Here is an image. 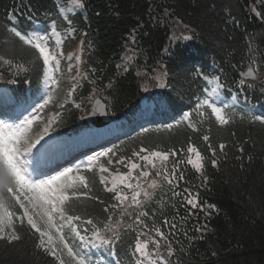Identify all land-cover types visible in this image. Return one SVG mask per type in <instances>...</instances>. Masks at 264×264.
Segmentation results:
<instances>
[{
    "label": "trees",
    "instance_id": "16d2710c",
    "mask_svg": "<svg viewBox=\"0 0 264 264\" xmlns=\"http://www.w3.org/2000/svg\"><path fill=\"white\" fill-rule=\"evenodd\" d=\"M82 3L83 7H75L72 0H0V57L4 58L0 60V78L4 82L33 86L43 72L38 53L17 41L10 30L12 26L26 32L38 23L54 24L66 35L60 47L63 56L57 78L59 93L41 116L42 120L47 115L55 117L50 133L61 135L84 122L89 103L96 96L106 105L111 118L129 114L144 96L162 99L172 109L185 104L193 114L189 127L142 131L102 160L110 171L120 167L119 163L125 164L126 171V165L138 157L133 152L141 148L175 153L180 169L172 187H162L136 215L122 217L121 225H116L118 212L106 204L112 194L104 188H88L85 198L90 199L71 202L67 207L72 210L70 215L91 219L101 230L109 224L112 232L105 234L111 236L114 232L116 237L111 249L104 247L124 264L133 263V246L146 241L149 249L155 247V253L167 264H264V123L230 111V122L219 126L209 115L201 116L203 110L198 108L204 79L210 77L245 101H264V3ZM62 10L70 12L63 15ZM69 56L74 65L71 70ZM195 62L204 68L192 69L190 64ZM250 67L257 73L256 79L243 81L241 75ZM162 78L165 86L162 92H155ZM46 121L39 124V130ZM190 125H195L196 130ZM205 135L208 141L203 140ZM220 143L226 145L223 152L219 150ZM209 145L216 149V156ZM189 146H195L203 157L200 171L187 162L188 154L195 158L187 151ZM212 159H216V167L211 165ZM188 200L197 207H189ZM12 211L18 213L16 208ZM142 212H148V216H141L143 223H137L136 217ZM13 227L20 238L9 243L11 233L0 239V264H58L37 247V237L26 226L15 221ZM155 228H160L167 239L158 237ZM85 229L86 234H93L92 224ZM153 240H159V247Z\"/></svg>",
    "mask_w": 264,
    "mask_h": 264
},
{
    "label": "snow or ice",
    "instance_id": "6c2138e0",
    "mask_svg": "<svg viewBox=\"0 0 264 264\" xmlns=\"http://www.w3.org/2000/svg\"><path fill=\"white\" fill-rule=\"evenodd\" d=\"M259 2L264 3V0H259ZM72 4L75 7H83L82 0H72ZM257 14L260 15V13ZM10 30L25 45L31 46L39 53L40 58H42L43 65L47 68V71L45 72V83L47 84L50 81L51 84L55 85L57 80L53 73L57 71L59 67L60 60L58 57L63 56V52L61 51L57 53L51 50L48 43L50 39L49 34H26L22 33L15 27ZM51 35L56 37L60 36V33L56 30L55 26L51 29ZM185 39H188V37H185ZM56 43L59 44L60 40L57 39ZM3 59V57H0V60ZM68 59L71 60L72 57L69 56ZM76 59L79 61L80 57L77 56ZM4 63L10 64L11 61L4 60ZM69 70H71V65H69ZM245 75L252 76L253 69L250 67ZM158 86L161 88L165 86L162 79H160ZM218 87L212 88V94L217 93ZM50 100L51 95H48L47 98L43 99L42 103H37L34 107H32L31 112H29L28 115L23 116V118H18V122L7 123L5 121H0V210H2V214H0V239L4 238L2 234L5 231V224L12 226L13 217L16 216L12 209L18 205L19 208L24 211L22 216L16 217V219H18L22 224L23 218L26 217L27 223L31 225L36 232L40 233V239L37 245L38 248L48 251L49 255L54 257L59 264H67V261L64 259V250L67 252V257L74 261L75 264H90L86 255L74 251L73 248L69 246L61 231L62 226H57L53 223V213L58 214L59 219L65 220V213L62 205L69 199L67 189L72 186V173H78L81 168L91 171L92 165L99 161L100 157H107L110 154L114 155V153L113 150L109 148L97 155L90 156L87 161L77 163L72 167H66L62 171H56L54 175L41 173L35 164L38 163L42 153L47 150L49 142L45 141V137L51 132L53 123L55 122V117L49 118L46 122H44V127L42 129H37L39 124L42 122L40 114L44 111ZM97 104L99 105V101H97ZM202 106H206L211 110V113L215 116L220 125H227L230 122V115L226 114L223 108L217 107L215 103L210 102L209 99H204L200 102V104H198V107ZM77 107H80V105H77ZM100 107L102 108L103 105H100ZM25 111H27V109H25ZM58 115L59 113L56 114V116ZM190 115V113H186L184 119H189ZM200 115L203 116L204 113L201 112ZM254 119L264 123V117L262 116H255ZM190 126L193 130H196L195 125ZM203 140L208 141L209 137L205 135L203 136ZM41 141H45V143L42 144ZM38 145L39 147H37ZM225 148L226 145L224 143L219 144V150L221 152H223ZM209 149L212 151V155L216 156V149L212 148L211 145H209ZM187 151L195 154V159L189 157L187 162L197 171H200L204 167L201 153L195 146H189ZM240 151L243 152V148H241ZM144 152H148V150L141 148L139 152H133V156H139L141 160L146 161L148 164H152L153 167H155V164L153 163V159H150V157L159 158L161 161H166L169 157V154L166 152L151 151L148 152L147 155H141V153ZM108 162L111 163V160ZM211 165L213 167L217 166L216 159L211 160ZM138 167L139 165L137 163H131L132 170H135ZM101 171H107V169L101 166ZM176 171L177 169L174 166L170 177L168 174L169 170L162 167L161 170L156 172V175H163L167 183L172 184V180L176 176ZM130 174L131 173H129V175ZM44 175H46V178H41ZM148 175L149 173L147 171L141 169L140 176L147 177ZM179 178L182 180L183 175L181 174ZM137 179H139V177ZM206 179L207 177H205V180ZM79 180L85 187H87L83 176H80ZM152 186H155V181H153ZM127 187L131 188L132 185L127 184ZM137 187H139V185H137ZM139 195V192L133 194L132 202L134 204H140V201L137 199ZM145 195L148 196L149 194L145 193ZM116 198L120 201V204H123L124 200L127 199L126 196L119 193ZM188 203L192 204L193 207H197V204L193 203L192 200H188ZM208 207L214 208L215 206L208 205ZM39 209H43L42 215L39 212ZM107 211L108 208H105V212ZM34 216H40L41 219H43L44 216L47 217V224L49 227L56 229L59 241L63 245V249H60L55 245L49 249L48 245L52 243L53 237L47 230L42 229L38 225ZM141 216H148V212L140 213L136 217L137 223H143L140 219ZM78 219H80L78 216L67 217V222L70 223L72 220ZM108 219L111 220L112 217H109ZM87 223L93 225V235L91 238L86 235H82L80 230L76 228L73 229L79 240L83 242V246L87 247V245L91 243L92 246L95 247V241H99L100 245L107 246L111 249L115 241L116 233L113 232L111 236L105 234L107 232H112L111 226L109 224H105L104 229L101 230L93 224L91 219H89ZM164 223L168 224L167 219L164 220ZM145 227H147V225H145ZM172 227H175V225H172ZM11 231L12 234L8 237L9 243L13 240H19L20 238L15 234L16 230L14 227L11 228ZM84 231L86 232L87 229ZM155 233L161 239H167L164 232L161 231L160 228H155ZM45 236L48 238V244L45 243ZM152 242L159 247V240H153ZM147 243V241L143 244L137 242L135 251L139 253L140 257L148 259L149 264H158L157 260H152L146 253L145 249L147 248ZM170 248L171 245L169 242V249ZM169 254L171 255V251ZM156 255L159 257L158 252ZM159 261L163 262V257H159ZM163 264H167V262H163Z\"/></svg>",
    "mask_w": 264,
    "mask_h": 264
},
{
    "label": "rangeland",
    "instance_id": "374dc122",
    "mask_svg": "<svg viewBox=\"0 0 264 264\" xmlns=\"http://www.w3.org/2000/svg\"><path fill=\"white\" fill-rule=\"evenodd\" d=\"M36 34H38V33H36ZM67 61L69 62V64H70L71 67L73 68L74 65L71 64L70 60L68 59ZM162 80H163V78H162ZM211 96H212V98H213V100H214L215 102H219V103H223V102H224L222 99H220V97L218 96V93L212 94V92H211ZM222 101H223V102H222ZM29 112H31V111H29ZM29 112H28V113H29ZM28 113H26L24 116L28 115ZM48 119H49V116H47V120H48ZM49 138H50V139H49ZM51 139H52V140H51ZM45 141H48V142L50 141V143H52V141H53V142H56V140H55L53 137H50L49 135L45 137ZM45 141H41V142H45ZM55 145H56V143L48 144L47 148L52 147V146H55ZM38 146H39V145H38ZM38 146H37V147H38ZM61 149H62L61 147H56V148L53 150V152H54L55 150H61ZM34 151H35V150H34ZM56 154H58V153H56ZM188 156L190 157V154H188ZM139 159H140V157H139ZM150 159H153V163L155 164V167H153L152 164H148L146 161H143V160H141V159H140V160L143 162L145 168L147 169V171H148L149 173H151V174L157 176V175H156V172H157L158 170H161V168H162L161 163H163L164 161H161L159 158H151V157H150ZM193 159H195V158H193ZM129 169L132 171L131 167H129ZM30 170H31V169H30ZM53 175H54V174H53ZM72 177H73V179H72L71 182H73V181L76 180V177H75L74 175H72ZM114 180H116V176H114L113 174H109V181H110V182H113ZM21 210H22V213H23L24 210H23V209H21ZM39 212H40L41 215H42V213H43V209H39ZM0 214H2V210H0ZM55 217H56V213H53V223H54V221L56 220ZM24 219L27 220L26 217H24ZM34 219L37 221L38 225H39L42 229L47 230V231L49 232V234L53 237L52 243H51L50 245H48L49 249H51V247H52L53 245H55V246L57 247V243H58V241H57V232H56L55 228H51V227H49V225L47 224V217L44 216L43 219H41L40 216H34ZM5 227H8V225L5 224ZM44 240H45V243L48 244V238H47V236L44 237ZM58 247H59L60 249H61V248L63 249L62 246H58ZM43 250H44V249H43ZM44 251H45V250H44ZM65 251H66V250H65ZM66 253H67V252H66ZM79 253L86 255V256H87V260L90 262V264H110V263L107 262V261H98V262L93 263V262L91 261V257H90V255L87 253L86 250H84V251L79 250ZM111 264H112V263H111Z\"/></svg>",
    "mask_w": 264,
    "mask_h": 264
},
{
    "label": "water",
    "instance_id": "95a60500",
    "mask_svg": "<svg viewBox=\"0 0 264 264\" xmlns=\"http://www.w3.org/2000/svg\"><path fill=\"white\" fill-rule=\"evenodd\" d=\"M103 107L101 108L100 107V104L98 105L97 104V101H95L94 103H93V105H92V110H91V113H90V115H89V117H94V115L95 116H98L97 115V112H98V114H99V119L101 120V121H103V122H101V123H104L105 121H104V114H103ZM89 117H88V119H89ZM91 125H93V124H91Z\"/></svg>",
    "mask_w": 264,
    "mask_h": 264
},
{
    "label": "bare ground",
    "instance_id": "6f19581e",
    "mask_svg": "<svg viewBox=\"0 0 264 264\" xmlns=\"http://www.w3.org/2000/svg\"><path fill=\"white\" fill-rule=\"evenodd\" d=\"M13 107H16V105H12ZM61 152H62V149L61 150H55L53 153L54 154H56V153H58V154H56V155H59V154H61Z\"/></svg>",
    "mask_w": 264,
    "mask_h": 264
}]
</instances>
